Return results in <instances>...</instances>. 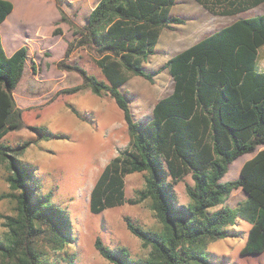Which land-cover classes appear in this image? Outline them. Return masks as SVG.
<instances>
[{"label": "trees", "instance_id": "trees-1", "mask_svg": "<svg viewBox=\"0 0 264 264\" xmlns=\"http://www.w3.org/2000/svg\"><path fill=\"white\" fill-rule=\"evenodd\" d=\"M55 1L61 20L70 21L63 9L65 0ZM196 1L217 15H235L264 3ZM175 2L99 0L86 24L72 23L74 38L57 62L60 69L82 76V83L60 93L91 90L109 95L123 111L130 136L129 144L99 174L90 193L91 212L149 199L162 224L160 230H152L125 217L128 229L150 247L146 257L134 258L129 248L110 247L97 237L96 249L113 264H217L205 251L218 239L236 236L241 220L251 224L242 253L264 252V149L257 151L264 144V70L257 63L264 46V12L240 18L171 57L167 66L173 90L155 103L148 121L135 119L130 100L121 91L131 76L154 82L159 70L147 72L144 63L154 54L162 31L185 22L171 14ZM13 9L11 0H0V26ZM77 47L93 54L103 79L68 62ZM28 59L27 45L7 55L0 34V164L7 166L10 189L0 197L16 202V214L6 216L8 230L0 238V264H76L77 255L69 250L75 235L67 210L52 201L51 193L41 191L36 170L19 158L31 141L19 145L2 141L25 124L14 90ZM34 129L46 140L59 137L44 126ZM254 152L237 178L223 180L236 159ZM135 172L145 173V187L137 198L128 199L125 176ZM189 173L190 202L178 204L174 183ZM238 188L246 193L243 203H225Z\"/></svg>", "mask_w": 264, "mask_h": 264}, {"label": "rangeland", "instance_id": "rangeland-1", "mask_svg": "<svg viewBox=\"0 0 264 264\" xmlns=\"http://www.w3.org/2000/svg\"><path fill=\"white\" fill-rule=\"evenodd\" d=\"M11 1L14 9L2 24L0 34L8 55L22 45L29 49L25 73L14 90L16 103L23 109L25 124L22 129L7 133L2 141L12 145L31 141L19 158L36 170L41 191L51 193L52 201L67 210L75 235V242L69 250L76 253V264H113L96 249L97 237L110 247L129 248L134 258L146 257L150 247H146L128 229L125 217L129 216L145 228L160 230L162 224L151 208V200L137 204L126 202L98 214L91 212L89 205L90 193L99 174L110 159L130 142L123 111L109 95L99 96L91 90L60 93L62 89L82 83L78 72L60 69L57 62L65 57L68 43L74 38L72 23L86 24L99 0H65L63 9L70 21L61 20L55 0ZM263 12L264 3L235 15H217L196 0H176L171 14L182 17L185 22L164 29L154 54L144 63L147 72L159 70L154 82L141 76H131L121 87L130 100L135 119L148 121L155 103L172 92L174 80L167 66L171 57L240 18ZM68 62L79 64L100 79L104 78L93 54L85 47H77ZM257 63L264 70V46L259 50ZM71 106L81 113V117L73 112ZM34 126L47 127L59 137L41 138ZM261 149H264V144L257 151ZM256 152L236 159L223 180L237 178L244 161ZM7 174L6 164H0V195L10 190ZM187 184H193L191 173L174 183L178 204L190 202ZM144 187L145 173L125 176L128 199L137 198L139 190ZM245 199L246 193L238 188L225 203L236 206ZM15 208L14 199L0 197V238L8 230L6 216L15 215ZM250 228V223L241 220L235 226L236 236L210 243L205 253L217 264H264V252L242 253ZM48 252L50 255L53 253L50 249Z\"/></svg>", "mask_w": 264, "mask_h": 264}, {"label": "crops", "instance_id": "crops-1", "mask_svg": "<svg viewBox=\"0 0 264 264\" xmlns=\"http://www.w3.org/2000/svg\"><path fill=\"white\" fill-rule=\"evenodd\" d=\"M5 21H6V20H5ZM5 21H4V22H5ZM4 22H3V23H4ZM3 23H2V24H3ZM180 24H181V23H180ZM175 25H176V24H174L173 27H174ZM1 27H2V25L0 26V28H1ZM7 55H8V54H7ZM252 157H253V156H252ZM250 158H251V157H250ZM250 158H249V159H250ZM247 160H248V159H247ZM245 161H246V160H245ZM245 161H244V162H245Z\"/></svg>", "mask_w": 264, "mask_h": 264}]
</instances>
